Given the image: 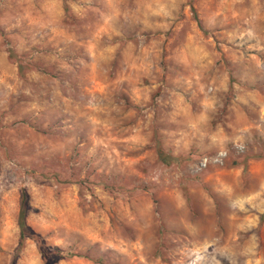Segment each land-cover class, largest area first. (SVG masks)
Wrapping results in <instances>:
<instances>
[{"label": "rangeland", "instance_id": "1", "mask_svg": "<svg viewBox=\"0 0 264 264\" xmlns=\"http://www.w3.org/2000/svg\"><path fill=\"white\" fill-rule=\"evenodd\" d=\"M32 236L264 264V0H0V264H44Z\"/></svg>", "mask_w": 264, "mask_h": 264}, {"label": "trees", "instance_id": "2", "mask_svg": "<svg viewBox=\"0 0 264 264\" xmlns=\"http://www.w3.org/2000/svg\"><path fill=\"white\" fill-rule=\"evenodd\" d=\"M17 225L19 228V247H21L25 241V239L29 236V231L25 222V208L23 199L21 201L20 211L17 218ZM32 238L37 242L38 249L41 255V258L44 264H48V259L61 255L59 250H49L38 237L32 236Z\"/></svg>", "mask_w": 264, "mask_h": 264}, {"label": "built area", "instance_id": "3", "mask_svg": "<svg viewBox=\"0 0 264 264\" xmlns=\"http://www.w3.org/2000/svg\"><path fill=\"white\" fill-rule=\"evenodd\" d=\"M224 156H225V153H221V154H219V157L216 158V159H214V162H221L222 157H224ZM206 162H207L206 159H205V160H202V161H201V165H202V166H205Z\"/></svg>", "mask_w": 264, "mask_h": 264}]
</instances>
